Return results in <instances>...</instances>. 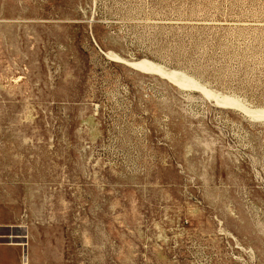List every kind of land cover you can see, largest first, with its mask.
Here are the masks:
<instances>
[{
  "label": "rangeland",
  "instance_id": "1",
  "mask_svg": "<svg viewBox=\"0 0 264 264\" xmlns=\"http://www.w3.org/2000/svg\"><path fill=\"white\" fill-rule=\"evenodd\" d=\"M0 264H264V0H0Z\"/></svg>",
  "mask_w": 264,
  "mask_h": 264
}]
</instances>
